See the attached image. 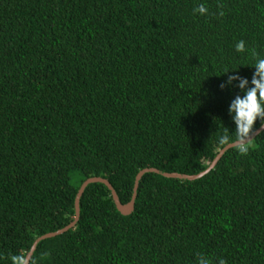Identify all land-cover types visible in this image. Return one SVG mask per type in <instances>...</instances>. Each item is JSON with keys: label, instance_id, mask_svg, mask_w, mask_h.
I'll return each instance as SVG.
<instances>
[{"label": "trees", "instance_id": "1", "mask_svg": "<svg viewBox=\"0 0 264 264\" xmlns=\"http://www.w3.org/2000/svg\"><path fill=\"white\" fill-rule=\"evenodd\" d=\"M258 58L264 0H0V264L71 224L90 178L125 205L144 169L207 170ZM249 143L196 181L146 174L128 216L89 185L29 264H264V131Z\"/></svg>", "mask_w": 264, "mask_h": 264}, {"label": "clouds", "instance_id": "2", "mask_svg": "<svg viewBox=\"0 0 264 264\" xmlns=\"http://www.w3.org/2000/svg\"><path fill=\"white\" fill-rule=\"evenodd\" d=\"M196 11L201 15H205L207 9L201 5ZM235 50L242 52L244 42H238L235 45ZM252 67L255 72L251 80V87L248 86L249 81L246 78L230 77V80L239 79V88L242 90V95H237L228 106L231 122L235 126L234 146L240 154L246 153L248 147L251 146L248 139L257 121L264 120V58L256 59ZM221 88H223V85H221ZM220 142L225 143V139L222 138ZM10 259L12 264H25L26 261L25 257L13 256ZM198 264H207V262L201 258L198 260ZM219 264H224V260L221 259Z\"/></svg>", "mask_w": 264, "mask_h": 264}, {"label": "water", "instance_id": "3", "mask_svg": "<svg viewBox=\"0 0 264 264\" xmlns=\"http://www.w3.org/2000/svg\"><path fill=\"white\" fill-rule=\"evenodd\" d=\"M264 131V124L257 129L253 134H251V136L248 139V143L253 141L255 139V137H257L260 133H262ZM235 143L229 144L227 145L224 149H222L219 154L217 155V157L214 159V161L209 165V167L207 168V170H205L204 172L198 174V175H194V176H188V175H184V174H178V173H165L162 172L160 170L151 168V169H144L142 170L136 177V181H135V186H134V190H133V196L131 201L128 204H122L119 200V197L117 195V192L115 191V189L113 188V186L110 184L109 181H107L106 179L103 178H99V177H95V178H90L88 180H86L81 188L79 189L77 196H76V200H75V219L74 221L69 224L67 227H65L64 229H61L59 231H56L54 233H50V234H46L40 238H38L36 240V242L34 243L31 251L28 253L27 257H26V261L25 264H29L31 257L33 256L38 244L46 239L49 238H53L56 236H59L61 234H64L65 232H67L68 230H70L71 228H73L76 223L79 220L80 217V200L81 197L84 193V191L86 190V188L91 185V184H103L105 185L111 192L112 194V198L113 201L116 205L117 210L124 216H128L130 214H132L134 212L135 209V203H136V199H137V191L139 188V183L141 181V179L143 178V176H145L148 173H155L158 174L160 176H163L165 178H169V179H178V180H186V181H196L201 179L202 177H204L205 175H207L211 170H213L216 165L218 164V162L221 160V158L224 156V154L231 148H235L234 146Z\"/></svg>", "mask_w": 264, "mask_h": 264}]
</instances>
